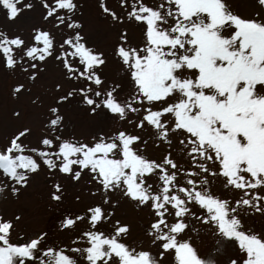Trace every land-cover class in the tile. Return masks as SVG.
I'll use <instances>...</instances> for the list:
<instances>
[{"label": "snow or ice", "instance_id": "obj_1", "mask_svg": "<svg viewBox=\"0 0 264 264\" xmlns=\"http://www.w3.org/2000/svg\"><path fill=\"white\" fill-rule=\"evenodd\" d=\"M0 15V264H264V0Z\"/></svg>", "mask_w": 264, "mask_h": 264}, {"label": "rangeland", "instance_id": "obj_2", "mask_svg": "<svg viewBox=\"0 0 264 264\" xmlns=\"http://www.w3.org/2000/svg\"><path fill=\"white\" fill-rule=\"evenodd\" d=\"M112 2L115 3L116 0H112ZM6 27H7V23L3 19L2 15H0V28H6ZM3 88H4V86H3L2 80H0V91H3ZM211 253H212L213 257L218 255L216 247H212L211 248Z\"/></svg>", "mask_w": 264, "mask_h": 264}]
</instances>
